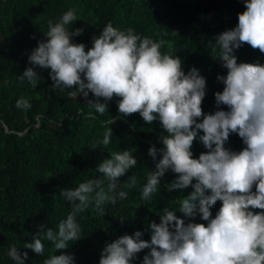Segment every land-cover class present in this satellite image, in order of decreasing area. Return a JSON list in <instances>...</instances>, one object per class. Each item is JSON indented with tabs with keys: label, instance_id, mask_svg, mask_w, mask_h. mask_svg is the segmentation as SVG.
<instances>
[{
	"label": "clouds",
	"instance_id": "1",
	"mask_svg": "<svg viewBox=\"0 0 264 264\" xmlns=\"http://www.w3.org/2000/svg\"><path fill=\"white\" fill-rule=\"evenodd\" d=\"M243 3L245 11L238 14L237 24L220 33L212 49L216 52L218 48L216 58L227 69L226 75L217 76L223 90L214 93L217 110L212 113L202 112L205 78L195 67L186 74L179 56L162 51V39L141 36L132 28L121 29L108 22L86 51L85 44L72 42V37L82 31L68 27L77 21L74 8L63 12L56 22L49 20L46 39L28 55L31 66L18 78L33 88L41 78L36 69L47 68L54 90L70 89L69 97L85 98L90 92L96 102L89 101L88 106L101 116L115 96L123 116L139 113L148 125L159 122L163 146L157 149L153 145L148 150L154 161L158 155L160 159L140 189L142 201L153 199L169 170L177 175L166 184L168 192L192 188L179 199L178 209L164 208L160 222L149 224V240L141 238V231L120 236L106 244L98 264H133L136 254L144 249L149 251L141 264H264V211H253L264 210V63L238 62L234 55V50L245 43L264 53V0ZM15 107L28 110L31 103L21 97ZM118 118L106 122L103 138L98 141L105 148L112 139V129L107 125ZM233 133L242 139L244 147L240 151L225 147ZM194 140L207 149L198 158L191 151ZM135 150L111 151L110 158L96 169L103 178L62 190L60 196L73 210L55 230L47 228L37 233L23 248L43 255V241H49L55 251L66 249L69 242L82 237L78 212L91 207L104 216L105 203L115 205L126 199L128 193L123 188L134 186L135 177L131 185L123 186L119 178L137 165ZM217 201L221 206L213 216L211 210ZM176 211L184 218L177 217ZM197 214L206 224L192 220L185 223V218ZM6 254L14 264H25L28 257L15 245ZM43 264H75V260L71 254L50 252Z\"/></svg>",
	"mask_w": 264,
	"mask_h": 264
},
{
	"label": "trees",
	"instance_id": "2",
	"mask_svg": "<svg viewBox=\"0 0 264 264\" xmlns=\"http://www.w3.org/2000/svg\"><path fill=\"white\" fill-rule=\"evenodd\" d=\"M69 8H74L77 15V21L69 29L82 30L72 37V42L85 44L86 51L92 46V38L108 22L121 29L132 28L141 36L162 39V51L179 56L186 74L195 67L205 78L203 113L217 110L214 93L223 90L217 76L227 74L216 58L218 48L216 52L212 50L216 37L233 28L238 14L245 11L243 0H0V264H14L6 254L13 245L20 253H28L25 264H43L50 252L71 254L75 264H98L106 244L120 236L141 231V238L149 240V224L160 222L164 208L178 209L179 199L192 191L189 186L168 192L166 184L177 175L169 170L161 178L153 199L148 202L140 199L147 173L155 169L160 159L158 155L154 161L148 155L153 145L157 149L163 146L160 142L163 129L158 121L148 125L139 113L123 116L118 111L119 98L115 96L101 116L88 106L89 101L96 102L90 92L87 99H82L69 97L70 89L54 90L51 70L47 68L36 69L41 77L36 88L18 78L31 66L27 58L32 49L46 39L49 20L56 22ZM234 55L238 62L264 63V53L247 43L235 49ZM21 97L29 99L30 109L15 107ZM99 102L103 103V98ZM220 108L227 110L224 105ZM116 117L119 118L113 124L107 125L112 129V139L105 148L98 141L103 138L106 122ZM225 147L240 151L244 145L233 133ZM127 148L136 149L133 155L137 165L119 178L123 186L131 185L135 177L134 186L123 188L128 193L126 199L115 205L105 203L104 216L91 207L78 212L82 237L69 242L66 249L55 251L49 241H43V255L23 248L37 233L47 228L55 230L59 221L73 210L60 196L62 190L74 189L88 179L103 178L97 166L110 158L111 151ZM191 151L198 158L207 149L194 140ZM220 206L217 201L211 210L213 216ZM175 215L184 218L179 211ZM189 220L206 224L199 214L185 218V223ZM148 251L137 253L133 264H141Z\"/></svg>",
	"mask_w": 264,
	"mask_h": 264
},
{
	"label": "rangeland",
	"instance_id": "3",
	"mask_svg": "<svg viewBox=\"0 0 264 264\" xmlns=\"http://www.w3.org/2000/svg\"><path fill=\"white\" fill-rule=\"evenodd\" d=\"M81 98H82V99H87V98H85V97H83V96H81Z\"/></svg>",
	"mask_w": 264,
	"mask_h": 264
}]
</instances>
